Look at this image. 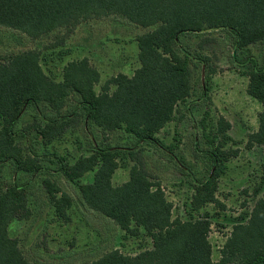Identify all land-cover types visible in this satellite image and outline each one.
I'll return each instance as SVG.
<instances>
[{
	"label": "trees",
	"instance_id": "1",
	"mask_svg": "<svg viewBox=\"0 0 264 264\" xmlns=\"http://www.w3.org/2000/svg\"><path fill=\"white\" fill-rule=\"evenodd\" d=\"M103 18L152 29L136 37L139 67L133 75L118 74L99 92L95 87L100 74L87 58L68 62L62 79L55 81L44 72L38 51L0 57V174L2 167H9L21 175L61 176L77 188L88 209L126 235H145L152 242L150 249L135 255L112 250L82 264H264V196H258L264 167L247 220L233 226L214 261L211 222L173 219L172 203L144 159V145L172 154L173 147L167 148L158 135L192 95L190 60L203 67L209 62L208 57L194 58L183 39L212 31L227 32L235 50L261 47L262 63L253 56L239 63L248 67L247 94L261 105L258 128L248 135L246 147L259 146L264 153V0H0V26L32 40L59 29L69 36L79 24ZM204 91L206 96L208 88ZM82 122L87 135L95 129L107 139L122 132L128 145L102 146L91 137L89 154L73 162L35 151L73 135ZM228 130L230 123L220 117L215 125L220 141L206 152L210 172L193 181L194 212L208 204L224 209L216 195L217 177L238 155L237 149L225 148ZM40 159H51L54 169L44 167ZM120 160L131 163L129 177L113 185ZM88 173L93 174L91 180L81 183ZM42 186L54 215L68 221L70 195L50 178H43ZM28 187L17 179L0 189V264H31L8 230L11 223L32 216Z\"/></svg>",
	"mask_w": 264,
	"mask_h": 264
},
{
	"label": "rangeland",
	"instance_id": "2",
	"mask_svg": "<svg viewBox=\"0 0 264 264\" xmlns=\"http://www.w3.org/2000/svg\"><path fill=\"white\" fill-rule=\"evenodd\" d=\"M151 29L115 18L92 19L79 24L69 36L65 35V30L59 29L32 40L18 31L0 26V57L28 50L38 51L44 72L55 81L62 79V68L68 62L87 58L100 74V82L95 87L99 92L106 80L118 74L133 75L139 67L136 37ZM194 36L184 38V45L194 58L208 57L209 62L203 67L196 59L190 60L192 95L178 106L174 119L158 135L167 148L173 147L172 154L144 145V159L148 172L160 181L166 198L172 203L173 219L206 218L211 222L209 241L213 249L212 258L217 261L233 226L245 222L257 197L264 196V187L258 196L255 194L264 167L263 149L246 147L248 135L258 128L261 105L247 94L248 67L239 63L253 56L260 64L262 53L260 46L235 50L232 37L225 31ZM207 72L210 73L208 76ZM207 88L204 96L203 91ZM220 117L230 123L227 132L230 140L225 148L238 150L237 157L231 158L217 177L216 195L224 209L208 204L194 212L190 208L193 181L202 180L210 172L206 152L220 141L215 136V125ZM90 131V135L84 132L82 122L73 135L67 134L45 151L37 147L35 151L49 158L56 153L58 157L73 162L89 154L91 137H95L96 143L102 146L128 145L122 132L106 139L99 131ZM40 161L51 170L55 167L51 159ZM130 167V162L119 161L113 185L128 180ZM1 171L0 189L17 179L20 183H29L32 216L28 220L11 223L8 230L31 264H82L97 260L112 250L135 255L152 247L149 237L128 236L111 220L88 209L77 188L63 177L46 173L21 175L9 167H2ZM92 176L88 173L80 182L87 183ZM43 178L56 181L72 198L68 221L56 217L47 203Z\"/></svg>",
	"mask_w": 264,
	"mask_h": 264
}]
</instances>
